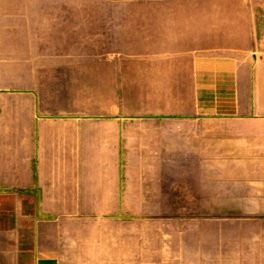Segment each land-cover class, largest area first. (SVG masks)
Returning <instances> with one entry per match:
<instances>
[{"label": "crops", "instance_id": "crops-1", "mask_svg": "<svg viewBox=\"0 0 264 264\" xmlns=\"http://www.w3.org/2000/svg\"><path fill=\"white\" fill-rule=\"evenodd\" d=\"M101 1L53 45L0 9V264H64L67 222L160 209L162 178L264 209V0Z\"/></svg>", "mask_w": 264, "mask_h": 264}, {"label": "rangeland", "instance_id": "rangeland-1", "mask_svg": "<svg viewBox=\"0 0 264 264\" xmlns=\"http://www.w3.org/2000/svg\"><path fill=\"white\" fill-rule=\"evenodd\" d=\"M104 5L101 0H0L1 10L15 6L20 16L10 19L7 13L1 24L19 19L18 25L44 27L51 45L77 41V24L82 32L76 36L88 41L90 23L96 20L90 11ZM163 127L169 134L172 126ZM160 188V209L67 222L60 252L71 255L63 258L64 264H264V209H238L245 201H219L229 191L223 188L218 194L217 178H162ZM261 188L252 186L242 195L259 197Z\"/></svg>", "mask_w": 264, "mask_h": 264}]
</instances>
